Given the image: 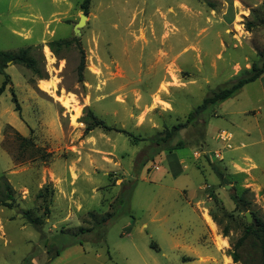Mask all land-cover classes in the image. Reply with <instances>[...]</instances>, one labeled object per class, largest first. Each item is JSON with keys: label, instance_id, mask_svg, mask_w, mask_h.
<instances>
[{"label": "rangeland", "instance_id": "374dc122", "mask_svg": "<svg viewBox=\"0 0 264 264\" xmlns=\"http://www.w3.org/2000/svg\"><path fill=\"white\" fill-rule=\"evenodd\" d=\"M84 1L0 0V50L29 48L38 70L4 71L0 182L15 201L0 207V264H264L256 238L235 245L254 212L264 218L258 80L154 141L262 65L264 0ZM88 110L126 132H85Z\"/></svg>", "mask_w": 264, "mask_h": 264}, {"label": "trees", "instance_id": "16d2710c", "mask_svg": "<svg viewBox=\"0 0 264 264\" xmlns=\"http://www.w3.org/2000/svg\"><path fill=\"white\" fill-rule=\"evenodd\" d=\"M90 0H85L83 2V6L85 9H87V5L89 4ZM86 11V10H85ZM59 44V42H51L49 43V46L51 50L54 53H57V49L55 47L56 44ZM82 50V49H81ZM29 48L20 49L18 51H5L0 50V73H4L5 68L7 67V63L9 61H13L15 63H20L28 68H31L36 73L38 72L36 68V60L29 56ZM85 67V55L82 51L81 54V60L79 64V72L83 71ZM5 79L3 80L1 86H0V94L3 93L6 89V86L8 85L10 81V76L6 73ZM262 74H264V61L261 66L253 64L251 74L247 76L240 77L237 81H235L230 87L224 88L220 91L214 92L211 96H208L204 98L203 102L198 105L193 111H191L188 114V117L185 122L178 123L171 127L170 129L166 130V134L162 137H157L156 140H154L158 145L161 144V141H166L169 138L173 137L174 133L187 126V123H190L195 118H197L201 113L205 112L207 109H209L211 106L216 105L220 102H223L227 100L228 98L232 97L234 94H236L244 85L256 81ZM40 78L43 79L44 76L39 74ZM13 101L15 102V110L19 112L21 115V106L20 103L13 92ZM86 130L85 132H89L90 130L100 127L104 128L106 130H118L122 132H126L124 130L116 129L110 125H108L104 120L98 118L91 110H88L86 113ZM18 137L21 138L23 141H25V137L22 136L19 132H16ZM131 136V135H130ZM134 142H138V137H133ZM186 144L185 141L179 140L175 145L164 147L163 149L168 151L173 150H180L185 148ZM153 158V157H151ZM216 172L219 176H222L220 171L216 169ZM40 196H43V194L40 192ZM235 202L239 205V201L241 198L239 196L234 197ZM15 201L14 198V189L10 182L7 180L6 177H3L2 181L0 182V207H12L13 202ZM253 216L255 218V221L251 224L245 223L244 225V232L243 235L236 241V247H240L244 244L245 240L249 237H254L258 240L260 243V247L264 256V218L261 216H258L255 212L253 213ZM25 217L28 219L30 223H32L34 226L38 227L42 224V219L39 217H34L31 212H26ZM228 229L226 228L224 230V234L227 235ZM233 259L235 261H238L237 255L232 253L231 254Z\"/></svg>", "mask_w": 264, "mask_h": 264}, {"label": "bare ground", "instance_id": "6f19581e", "mask_svg": "<svg viewBox=\"0 0 264 264\" xmlns=\"http://www.w3.org/2000/svg\"><path fill=\"white\" fill-rule=\"evenodd\" d=\"M47 51L50 52L49 49ZM41 87L44 90L49 92V91H51L52 88L55 87V82L51 81V80L50 81L49 80H42L41 81ZM58 100H60L61 103H63L66 107L70 106L71 99L69 97H67V96H58ZM76 114L77 115L79 114V109H77V113ZM206 218H207L208 222L212 223V221L210 220L208 215H206ZM224 264H232V262H231L229 257L225 258Z\"/></svg>", "mask_w": 264, "mask_h": 264}, {"label": "crops", "instance_id": "0c3cea01", "mask_svg": "<svg viewBox=\"0 0 264 264\" xmlns=\"http://www.w3.org/2000/svg\"><path fill=\"white\" fill-rule=\"evenodd\" d=\"M257 80H258V82H259V84H260V87H261L262 93H263V95H264V74H262ZM256 113H257V112H254V114H256ZM258 126H260V129H262L260 123H258ZM262 143L264 144V138L262 139ZM262 149L264 150V146L262 147ZM215 250L217 251V249H215ZM217 252H218V251H217ZM202 257L207 258V260H209V258H211V260H212V257L214 258L212 252H206L205 254H200V258H202ZM207 260H206V261H207ZM200 261H204V260H200Z\"/></svg>", "mask_w": 264, "mask_h": 264}, {"label": "water", "instance_id": "95a60500", "mask_svg": "<svg viewBox=\"0 0 264 264\" xmlns=\"http://www.w3.org/2000/svg\"><path fill=\"white\" fill-rule=\"evenodd\" d=\"M86 19H87V15L86 14H82L81 17H80L79 22L77 23V25L74 28L75 34H77V35L80 34V28L85 24ZM246 218H247L248 221L252 220V216H251L250 212H247Z\"/></svg>", "mask_w": 264, "mask_h": 264}, {"label": "built area", "instance_id": "2783aa9c", "mask_svg": "<svg viewBox=\"0 0 264 264\" xmlns=\"http://www.w3.org/2000/svg\"><path fill=\"white\" fill-rule=\"evenodd\" d=\"M222 134H225V133H222ZM222 136V135H221Z\"/></svg>", "mask_w": 264, "mask_h": 264}]
</instances>
